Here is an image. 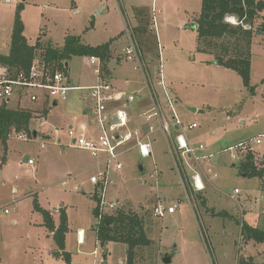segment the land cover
<instances>
[{
    "label": "rangeland",
    "instance_id": "obj_1",
    "mask_svg": "<svg viewBox=\"0 0 264 264\" xmlns=\"http://www.w3.org/2000/svg\"><path fill=\"white\" fill-rule=\"evenodd\" d=\"M133 4L136 8L143 5L140 10L144 14L137 16V22ZM201 9V0H0V52L11 50L12 27L19 12L32 45L40 39L44 47H63L68 35L79 36L88 45L112 40L108 66L113 82L130 91L143 83L140 78L141 82L134 80L127 86L125 78L134 72L140 77V73L134 71V63L123 62L124 67H120L115 60L128 41V25L146 28L143 32L134 26L150 71L155 74L161 55L164 80L177 99L178 115L186 127L197 123V127L186 129V135L194 145L201 143L219 151L264 131V31H256L252 39L253 93L234 69L217 64L211 53L199 51L196 22ZM259 20L254 29L261 24ZM44 49H38V57L42 58ZM86 57L74 55L67 61L69 78L76 83H96L99 79L98 66L85 63ZM0 68L12 74L7 66L0 64ZM78 94L81 92H71L67 101L52 102L45 109L42 102L20 96L6 101L12 107L19 103L33 107L34 116L29 130L11 132L7 147L0 140V205L11 210L8 214L0 210V264H67L56 255L59 250L53 234L35 208L37 203L52 213L63 202L70 204L73 228L83 226L88 231L82 245H77L74 235L65 237V249L78 264H126L127 244L111 241L103 246L95 230L96 199L89 180L93 168L84 167L88 159L95 160L86 150L68 145V116L72 119L80 104L84 105ZM20 133L24 137L19 138ZM153 137V156L143 158L136 149L123 155L124 168L115 173L116 181L107 193L109 199L122 202L119 210L134 211L146 219L152 246L137 247V264H236L239 255H251L262 262L264 243L245 241L242 225L253 223L251 207L261 199L264 178L242 175L240 163L233 162L226 152L219 153L217 163L202 162L205 171L210 167L218 177L205 178V189L196 191L190 201L166 137L161 130ZM25 155L35 163L25 162ZM80 167L82 172L75 173ZM186 170L192 174L189 165ZM234 188L241 190L236 199L232 197ZM160 195L168 204L178 203L176 213L162 218L153 215L152 206ZM60 216L58 223L54 219L57 227ZM257 222L252 225L264 229V215ZM95 248L99 250L97 257L92 254ZM166 254L171 258L169 263L163 262Z\"/></svg>",
    "mask_w": 264,
    "mask_h": 264
},
{
    "label": "built area",
    "instance_id": "obj_2",
    "mask_svg": "<svg viewBox=\"0 0 264 264\" xmlns=\"http://www.w3.org/2000/svg\"><path fill=\"white\" fill-rule=\"evenodd\" d=\"M227 19L236 23L234 17ZM134 28L133 25H128V41L119 57L122 62L134 63V71L140 73L143 86L138 89H119L114 82L108 81L103 63L95 54L85 58V63L98 66L99 79L90 85L72 83L68 69H54L38 56L27 72L20 71L17 75H11L6 68H0V104L20 96L33 103L40 101L47 107L52 102L56 105L59 101H67L70 93L75 90L87 93L89 103L85 116L89 121L84 123L79 120L78 115L73 117L76 121L68 126V145L86 150L95 160L89 180L94 187L92 194L96 199V224L100 223L105 215L115 213L121 206L120 200L109 199L107 193L116 181L115 173L124 168L123 155L136 149L143 158L153 156V134L158 130H161L167 139L190 201L195 199L196 191L205 189V178L209 180L218 177V173L213 172L210 167L205 171L202 162L212 163L219 153H228L231 160L237 163L251 158L250 161H253L256 168L264 167V131L229 144L219 151H211L207 145L201 143H192L186 135V129L197 127V123H190L187 127L184 125L177 112V100L170 94L164 80L161 55L158 69L153 74L150 71V61L148 59L147 62ZM125 82L129 83V80ZM24 135L20 133L18 137ZM262 146L263 151L260 152ZM28 162L35 163L32 158H29ZM186 165L192 169L191 175L187 173ZM154 174L157 177L159 175L157 171ZM234 190L232 197L236 199L241 190ZM177 207L178 203L168 204L167 199L160 195L151 211L155 217L162 218L175 213ZM0 210L10 212L4 205H0ZM78 234V240L82 242L84 231L80 230ZM98 253L96 248L92 252L95 257Z\"/></svg>",
    "mask_w": 264,
    "mask_h": 264
},
{
    "label": "trees",
    "instance_id": "obj_3",
    "mask_svg": "<svg viewBox=\"0 0 264 264\" xmlns=\"http://www.w3.org/2000/svg\"><path fill=\"white\" fill-rule=\"evenodd\" d=\"M201 13L197 19V43L201 52H209L214 56V61L219 65L234 69L243 79L245 86L254 93L251 84V50L252 39L256 31H264V0H201ZM234 17L236 23L227 18ZM260 19V20H259ZM259 20L261 24L254 29V22ZM145 27V26H144ZM11 36V50L9 53L0 52V64L7 66L11 75H17L20 71H28L33 60L37 56L39 48H45L42 59L54 65V69H68L67 61L74 55L90 56L98 55L103 63V69H109L108 61L111 59V41L101 44L88 45L81 42L80 37L68 35L63 47L42 46L38 39L35 44H29L24 34V24L19 12L15 18ZM141 31H147L140 27ZM45 109V108H44ZM34 109L31 106H9L7 102L0 104V140L7 147L8 137L13 130H29ZM251 158L239 164L242 175L249 177L264 176V167L257 169ZM35 208L44 216L47 229L53 233L58 250L56 255L62 256L67 264H73L71 253L65 249V237L68 230V217L64 210H60V223L57 227L52 213L35 203ZM93 212L96 215L94 208ZM146 219L134 211L116 210L107 214L103 220L96 224L98 239L103 246L108 242H123L127 244L126 264H137V247L150 248L152 239L145 229ZM243 237L245 241L253 240L256 243H264V229L244 223ZM236 264H264L257 262L251 255H239Z\"/></svg>",
    "mask_w": 264,
    "mask_h": 264
},
{
    "label": "crops",
    "instance_id": "obj_4",
    "mask_svg": "<svg viewBox=\"0 0 264 264\" xmlns=\"http://www.w3.org/2000/svg\"><path fill=\"white\" fill-rule=\"evenodd\" d=\"M134 5V4H133ZM138 6V8H139V10H136V9H138V8H136V6L134 5V7H135V9H134V14H133V16H134V18H135V22H137V16H142L143 14H144V12L143 11H141L140 9H141V7L140 6H143V5H137ZM153 9H155V7H153ZM263 14H264V12H263ZM133 26H137L136 24L135 25H133ZM139 26H137V28H138ZM140 28V27H139ZM127 38V37H126ZM113 43V42H112ZM111 43V47L113 46V44ZM119 65H120V67H124V63L120 60V58H116V60H115ZM114 61V62H115ZM69 65V64H68ZM69 67V66H68ZM110 68L106 71V73L109 75L108 77H109V79L108 80H110L111 78H112V82L114 81V77H113V75H112V68H111V66H109ZM112 76V77H111ZM137 76H138V74H136L135 72H134V74H131L130 73V76L129 77H127V78H125V81L126 80H129V83H127L126 82V84H127V86H129L130 85V83H132L134 80H139L140 79V77L138 76V78H137ZM107 79V78H106ZM132 79V80H131ZM70 81L72 82V83H76L75 81H73L71 78H70ZM96 80H94L93 82H95ZM140 81V80H139ZM141 82V81H140ZM115 83V82H114ZM77 84H82V83H79V82H77ZM90 84H93V83H85V84H82V85H90ZM134 89H137V88H134ZM129 90V89H128ZM75 91H78V90H75ZM74 91V92H75ZM78 92H81V94H78V99H80L81 101H83V103H84V105H81L80 104V106H79V111H75V113L73 114V116H72V119H71V117H69L68 116V118L71 120L70 121V123L71 124H75V121L76 120H74L73 119V117L75 116V115H78V117H79V120L81 121V122H84V123H88V119H87V117L85 116V114L88 112V103H89V97H88V95H87V93L86 92H82V91H78ZM71 94V93H70ZM70 97V96H69ZM175 99H176V97H174ZM177 100V99H176ZM57 104H59V103H57ZM46 106V105H45ZM45 106H44V108H45ZM47 108V107H46ZM46 115H47V113H46ZM69 124V123H68ZM70 124V125H71ZM36 132H37V130H36ZM38 133V132H37ZM259 133H262V131L261 132H259ZM37 135V134H36ZM61 137L59 136V141L61 140V142H62V139H60ZM155 143V142H154ZM81 150H83V149H81ZM26 162V161H25ZM94 162L95 161H91V159L89 160H87V161H85L84 162V167L85 166H87V165H91V166H93V164H94ZM212 163H217V160L215 161V159L212 161ZM77 164V163H76ZM78 165V164H77ZM82 166V165H81ZM81 168L82 167H80V168H78L77 170H76V172L75 173H78V172H82V170H81ZM87 167H85V169H86ZM143 169H144V167H143ZM258 169V168H257ZM260 169H262V168H260ZM260 178V177H259ZM263 178H264V176H263ZM263 178H261L262 180H263ZM260 187H261V189H262V195H263V193H264V181H263V183H261V185H260ZM261 195V199H257L256 201H255V205L253 206L252 205V207H251V213L253 214H251L252 215V221H253V223H251V225L253 224V225H255V223H260V222H257V220L258 221H260L261 219H262V217H263V215H264V207H263V204H264V196H262ZM93 197V196H92ZM95 197V196H94ZM93 197V198H94ZM69 205L70 204H68V205H66V203L65 202H63L62 204H61V208H54V210L52 211V213H53V216H54V219H55V221L57 222V217L60 215V210H65V212L66 213H68L69 212ZM95 205V204H94ZM94 210V209H93ZM10 212H11V210H10ZM9 212V213H10ZM177 212V211H176ZM175 212V213H176ZM8 214V213H7ZM172 214H174V213H172ZM13 221H15V219H13ZM254 221H255V223H254ZM58 223V222H57ZM68 230H67V239H68V237L70 236V235H74L75 236V238H76V241L78 242L77 243V245L79 244V245H82V244H85V242L87 241V239H88V231H86V229H84V227L83 226H78V227H75V229L73 228V225H72V223H71V221H70V217H69V213H68ZM262 225H263V223H262ZM80 230H82V231H84V239H83V241L81 242H79V240H78V232L80 231ZM53 234V233H52ZM78 250H80L79 248H78ZM81 251V250H80ZM106 255H108V254H106ZM107 259V258H106ZM72 262H73V264H78V262H77V260L74 258V256L72 255ZM122 262V261H121Z\"/></svg>",
    "mask_w": 264,
    "mask_h": 264
},
{
    "label": "water",
    "instance_id": "obj_5",
    "mask_svg": "<svg viewBox=\"0 0 264 264\" xmlns=\"http://www.w3.org/2000/svg\"><path fill=\"white\" fill-rule=\"evenodd\" d=\"M107 73H108V72H107ZM55 104H56V103H55ZM33 134H34V136H36L37 132L34 131ZM28 159H29L28 156L25 155V156H24V161H28ZM139 168H140V170H143V165H140ZM105 256H106V254H105ZM170 261H171L170 256H169L168 254H166V255L163 257V262H164V263H169Z\"/></svg>",
    "mask_w": 264,
    "mask_h": 264
}]
</instances>
